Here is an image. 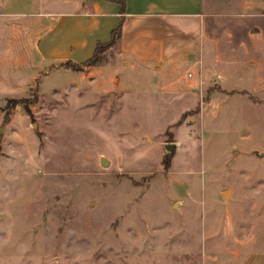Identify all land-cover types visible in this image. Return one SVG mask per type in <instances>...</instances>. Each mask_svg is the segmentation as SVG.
I'll return each mask as SVG.
<instances>
[{"label": "rangeland", "instance_id": "374dc122", "mask_svg": "<svg viewBox=\"0 0 264 264\" xmlns=\"http://www.w3.org/2000/svg\"><path fill=\"white\" fill-rule=\"evenodd\" d=\"M71 2L11 0L0 18V264H242L264 250V107L239 97L177 125L191 102H164L140 68L107 69L126 93L97 91L32 46L50 24H14Z\"/></svg>", "mask_w": 264, "mask_h": 264}, {"label": "crops", "instance_id": "0c3cea01", "mask_svg": "<svg viewBox=\"0 0 264 264\" xmlns=\"http://www.w3.org/2000/svg\"><path fill=\"white\" fill-rule=\"evenodd\" d=\"M10 2H3L0 18L9 14ZM34 14L14 24H50L32 46L59 65L87 60L120 26L119 39L96 64L76 71L101 93L129 90L117 76L111 79L114 90L108 87L107 69L140 68L153 77L164 102H191L181 116L198 108L182 125L201 122L205 110L208 117L218 116L239 97L264 107V0H125L123 9L110 0H73L63 11ZM191 62L197 69L187 79L180 69ZM243 259L242 264H264V250L246 252Z\"/></svg>", "mask_w": 264, "mask_h": 264}, {"label": "trees", "instance_id": "16d2710c", "mask_svg": "<svg viewBox=\"0 0 264 264\" xmlns=\"http://www.w3.org/2000/svg\"><path fill=\"white\" fill-rule=\"evenodd\" d=\"M110 1H114V2L119 3L121 5L122 9L125 6V0H110ZM120 32H121V28H120V26H118L116 29H114L112 31L110 40L106 43H103V44H100V43L97 44L94 54L90 58H88L87 60L80 62V63L73 62L71 60H66L64 62H61L60 66L63 68H66V69L74 70V71H82L86 67L95 65L97 60L99 59V54L101 52L105 51L106 49L110 48L111 46H113L116 43V41L120 37ZM8 103H10V105L12 104L11 106H16L17 104L22 103L24 105L26 111L30 113L28 106L25 104V100L10 99L8 101ZM196 112H198V108H196L193 111L184 113L181 116L179 122H182L185 119V117H187L188 115H190L192 113H196Z\"/></svg>", "mask_w": 264, "mask_h": 264}, {"label": "water", "instance_id": "95a60500", "mask_svg": "<svg viewBox=\"0 0 264 264\" xmlns=\"http://www.w3.org/2000/svg\"><path fill=\"white\" fill-rule=\"evenodd\" d=\"M104 162V160H102Z\"/></svg>", "mask_w": 264, "mask_h": 264}]
</instances>
